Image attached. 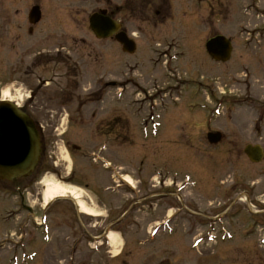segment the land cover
Wrapping results in <instances>:
<instances>
[{
    "label": "rangeland",
    "instance_id": "rangeland-1",
    "mask_svg": "<svg viewBox=\"0 0 264 264\" xmlns=\"http://www.w3.org/2000/svg\"><path fill=\"white\" fill-rule=\"evenodd\" d=\"M120 2L42 0V46L32 39L33 53L77 47L70 56L78 64L72 82L40 88L32 79L23 90L10 83L8 40L0 46V100L8 92L7 100L42 124L45 150L31 177L0 182V264H248L234 252L244 249L243 241L190 232L177 210L186 197L197 208L195 183L199 188L214 169L210 158L222 152L206 142L210 132L234 140L231 151L239 156L233 170L264 171L263 163L251 166L243 158L246 146H264V0H168L171 23L157 29L170 30L171 45L141 49L156 33L142 25L146 43L139 42L133 55L96 40L88 27L93 12L105 3L118 10ZM16 8L22 10L21 3ZM7 11L8 1L0 0V27L8 26ZM214 36L231 42L225 64L204 50L205 39ZM49 78V70L42 73V80ZM221 91L235 102L224 97L218 105ZM116 173L128 176L133 188L114 179ZM43 180L75 188L97 217L79 213L70 197L44 210ZM20 197L34 219L21 211ZM198 220L190 217L189 223L197 227ZM263 237L260 230L258 239ZM253 249L264 264L263 243Z\"/></svg>",
    "mask_w": 264,
    "mask_h": 264
},
{
    "label": "flooded vegetation",
    "instance_id": "flooded-vegetation-1",
    "mask_svg": "<svg viewBox=\"0 0 264 264\" xmlns=\"http://www.w3.org/2000/svg\"><path fill=\"white\" fill-rule=\"evenodd\" d=\"M7 1L8 26L7 28L0 27V46H3L4 42L8 40L9 49L7 55L10 60L8 75L14 79H11L10 83L20 84L23 90H25V83H28L32 79L38 82L40 88L48 87L49 83H57L56 81L58 80H64L66 83L72 82L73 79L76 80L78 78V64L70 56L76 55V51H78L77 47L74 46L67 50L65 47L60 46L53 50L55 54H50L51 52L49 51L44 53L42 48L36 53H33L37 45H34V43L31 45L32 39L36 40L37 36V40L40 41L39 45L41 44L42 46V21L44 20L42 0ZM18 3H21L22 10L16 8ZM32 7H38L40 13L39 22L35 26L31 24L29 19V12ZM170 8L168 0H121L118 10L117 7L112 8L110 3H105L101 9H98L92 14L102 11L105 12L107 18L118 24L119 29L117 34L126 35L134 44V52L139 42L146 43V29L142 25H147L148 28L155 30V34L151 33L147 36L151 48L147 43L144 47H140L150 52L156 48L167 50V47L169 48L170 43L174 40L173 36L169 37L172 33L168 28L165 30L157 29L158 26L171 23L173 16ZM118 14L120 18L116 19V15ZM144 14L146 17H143ZM37 28H39V31ZM156 36L160 38V42L155 41ZM115 37L113 36L106 41H110L112 44L116 43ZM214 37H209L205 41L207 42ZM139 39L142 41H139ZM119 49L121 51V48ZM47 70H49L50 78L48 80H42V73H46ZM220 93L222 95V91ZM98 94L102 95L101 92ZM224 97L230 98L228 101L232 103L236 99L234 98L235 96L231 97L224 94L223 97L221 96L220 101L224 102ZM30 98V96L27 97L29 100ZM212 98L214 97L212 96ZM21 109L24 113L28 114L25 107ZM58 114L62 115L60 111ZM34 124L41 142V162L43 154L45 153L43 148L44 134L41 131L43 126L41 123L37 124L35 121ZM232 141L234 140L227 138L224 133H221L219 143L214 145L223 147L222 152L219 157L216 156V159L209 157L213 160L215 170L207 171L204 174L199 188H197V183H195V187L199 193L196 199L199 204H195L197 208H191V200H189V197H186L187 199L180 203L177 211L183 214V218L180 221L189 226L190 232L193 229L194 232L198 230L200 236L214 234L218 239H221V237L230 238L229 242L231 243L235 239L241 242L243 241L245 245L242 247L244 249L238 250L239 248H235L234 252L238 254L241 260L247 261L248 264H262L261 262L259 263L258 253L253 247L257 242L259 243L264 239H258L259 231L264 230V171L233 170V159H237L239 155L231 151L230 143ZM206 142L208 143L207 140ZM227 142L229 145L225 144ZM255 145L258 144H252V146ZM260 146L264 148L263 145ZM243 158L251 166H254L246 155L243 154ZM262 160L261 163L264 164V155ZM172 189H164L163 191L169 195H173L175 192ZM18 195L20 196L21 194L18 193ZM20 200L19 207L21 211L28 212L29 216L31 215L33 217L32 219H34V213L32 214L31 209L24 205L25 199L20 197ZM156 208H158V205H156ZM154 211L156 210L154 209ZM43 216H46L45 213H43ZM176 216H173V218ZM195 216L199 219L197 227L196 225L191 226L189 223L190 217L195 218ZM176 218H179V216ZM39 222L41 229L45 226L47 227L48 220L46 218L42 219V212ZM72 253L75 255L76 250L74 249Z\"/></svg>",
    "mask_w": 264,
    "mask_h": 264
},
{
    "label": "water",
    "instance_id": "water-1",
    "mask_svg": "<svg viewBox=\"0 0 264 264\" xmlns=\"http://www.w3.org/2000/svg\"><path fill=\"white\" fill-rule=\"evenodd\" d=\"M105 12L94 14L89 18V28L99 40L115 35L118 25L106 18ZM30 21L36 24L40 19L38 8L30 12ZM116 40L123 51L132 54L134 44L124 34H118ZM209 56L218 62H227L231 46L224 38H215L206 44ZM220 135H208L210 144H216ZM40 140L34 123L11 103L0 104V182H12L28 178L40 161ZM244 153L253 163L261 162L262 148L248 146Z\"/></svg>",
    "mask_w": 264,
    "mask_h": 264
},
{
    "label": "bare ground",
    "instance_id": "bare-ground-1",
    "mask_svg": "<svg viewBox=\"0 0 264 264\" xmlns=\"http://www.w3.org/2000/svg\"><path fill=\"white\" fill-rule=\"evenodd\" d=\"M4 95L6 96L5 101H7V98L10 95L8 92L4 93ZM123 181L129 187L133 188V185H132L133 183L128 176H124ZM41 185L43 187L42 198H43L44 206H47L56 200L65 199L67 197H70V198H72V200L75 201L76 207L78 208L79 213H81L82 215H85L87 217H97V215L92 210L87 208L85 206V204L81 201V196L76 191L75 188L63 186V185L59 184L58 182H54L52 180H43L41 182ZM108 239H109V243H110L111 247L114 246L115 240H114V235L112 233H110V235L108 236ZM113 256L116 257L117 254L115 253Z\"/></svg>",
    "mask_w": 264,
    "mask_h": 264
}]
</instances>
